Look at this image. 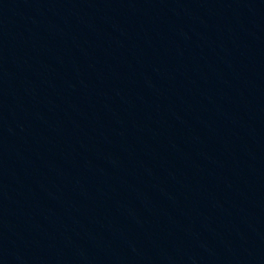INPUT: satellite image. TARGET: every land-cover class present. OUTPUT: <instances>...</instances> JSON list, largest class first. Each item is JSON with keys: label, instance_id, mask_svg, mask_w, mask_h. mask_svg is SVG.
I'll return each instance as SVG.
<instances>
[{"label": "water", "instance_id": "95a60500", "mask_svg": "<svg viewBox=\"0 0 264 264\" xmlns=\"http://www.w3.org/2000/svg\"><path fill=\"white\" fill-rule=\"evenodd\" d=\"M0 264H264V0H0Z\"/></svg>", "mask_w": 264, "mask_h": 264}]
</instances>
